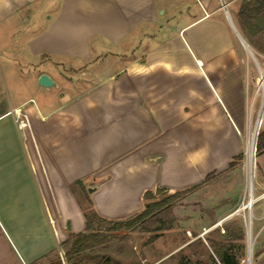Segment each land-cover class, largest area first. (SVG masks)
Instances as JSON below:
<instances>
[{"label": "crops", "instance_id": "obj_1", "mask_svg": "<svg viewBox=\"0 0 264 264\" xmlns=\"http://www.w3.org/2000/svg\"><path fill=\"white\" fill-rule=\"evenodd\" d=\"M247 1L0 0V264L61 253L87 232L88 203L127 219L146 192L240 172L249 112L264 131V10L241 16ZM255 164L254 209L264 152ZM253 218L264 240L263 205Z\"/></svg>", "mask_w": 264, "mask_h": 264}, {"label": "rangeland", "instance_id": "obj_2", "mask_svg": "<svg viewBox=\"0 0 264 264\" xmlns=\"http://www.w3.org/2000/svg\"><path fill=\"white\" fill-rule=\"evenodd\" d=\"M230 10L232 11V8ZM260 73L259 88L262 91L264 73L261 70ZM259 99L263 102L262 94ZM249 114L250 112L247 117L248 127ZM258 114L259 112L253 114V126ZM256 131L254 129L252 137L249 135L248 138L247 132H244V151L240 172H234L225 181H217L216 185L210 183L185 191L154 193L152 200L169 201L170 197L171 205L169 211L163 210L159 213L157 221H147L133 229H122L116 232L109 230L110 223L95 224V230L110 236L107 240L91 244L89 248L80 253H72L71 247L74 239H71L62 247L61 253H55L42 264H214L213 257L217 258L215 252L220 245L230 242L233 244L232 253L236 255L240 264H250L248 253L250 208L247 207L250 181L248 165L250 143L248 141L251 139L254 141ZM256 156L257 144L254 141L252 160L254 199V194L258 195L260 192L255 184ZM254 204L251 209L252 219H254L253 211L256 213L259 206L264 207V199L256 205L255 209ZM231 214L234 215L222 226L213 229L205 238H198L204 232V226H208L213 220ZM254 228L256 230V219H254ZM229 231L234 232L237 238L231 240L228 236ZM252 235L251 264H253L258 249L264 243V240L258 238L253 230ZM194 238H196L195 241H193Z\"/></svg>", "mask_w": 264, "mask_h": 264}, {"label": "trees", "instance_id": "obj_3", "mask_svg": "<svg viewBox=\"0 0 264 264\" xmlns=\"http://www.w3.org/2000/svg\"><path fill=\"white\" fill-rule=\"evenodd\" d=\"M262 10H264V0H250L242 5L240 9V14L241 16L258 14ZM263 152L264 131H260L257 138V155ZM242 159L243 155L241 154L239 157H237L230 163V167H235L238 163V160ZM209 179L210 176H208L206 180ZM145 196L147 199H149V201L142 212L135 214L127 219L117 221L109 220L100 216L97 211L91 206V203L84 205L85 215L87 218V232L71 234V238L74 239L71 247V252L80 253L83 250L89 248L91 244L102 243L104 242V240H107V238L110 237L101 231L95 230V224L100 225L103 222L110 223L109 230L112 232L120 231L122 229H133L138 225L144 224L147 221H157V216L159 215V213H161L163 210L166 212L170 210V197L169 201H154L152 200L154 196L151 192H146ZM228 236L231 240L237 238V235L232 231H229ZM232 246L233 244L231 242L220 245L219 249L215 252V256L217 258L215 259V257H213L214 264H240L236 255L232 253Z\"/></svg>", "mask_w": 264, "mask_h": 264}, {"label": "bare ground", "instance_id": "obj_4", "mask_svg": "<svg viewBox=\"0 0 264 264\" xmlns=\"http://www.w3.org/2000/svg\"><path fill=\"white\" fill-rule=\"evenodd\" d=\"M255 135H256V132L254 134V141H255ZM252 137V135H251ZM250 137V139H251ZM249 139V140H250ZM254 141L251 139V141H248L250 144H249V152H248V156H249V173H250V181H249V201H248V206L250 208V224H249V236H248V242H249V263L251 264V258H252V243H253V235H252V228H251V222H252V212H251V209H252V205L253 203L255 202V199L253 197V194H252V160H253V146H254Z\"/></svg>", "mask_w": 264, "mask_h": 264}, {"label": "built area", "instance_id": "obj_5", "mask_svg": "<svg viewBox=\"0 0 264 264\" xmlns=\"http://www.w3.org/2000/svg\"><path fill=\"white\" fill-rule=\"evenodd\" d=\"M262 85H263L262 90H263V96H264V83ZM14 113L16 116V120L19 123V126L20 127H26L28 125V117H27L26 113H24L21 109L15 110ZM258 118H259V114L256 118L255 125L253 126V123H252L254 121L253 112H250L249 118H248V120H249V131L247 133V138L249 137V135L253 134L254 129L256 131ZM259 132H260V127L256 131L255 144H257V138H258ZM255 150H256V148H255ZM260 196L264 199V192H262V194Z\"/></svg>", "mask_w": 264, "mask_h": 264}, {"label": "water", "instance_id": "obj_6", "mask_svg": "<svg viewBox=\"0 0 264 264\" xmlns=\"http://www.w3.org/2000/svg\"><path fill=\"white\" fill-rule=\"evenodd\" d=\"M39 84L43 87H50L52 85H54V81L47 75V74H43L40 76L39 79ZM93 189H89V191H92ZM160 191H158L159 193ZM249 236V234H248ZM248 253H249V242H248Z\"/></svg>", "mask_w": 264, "mask_h": 264}]
</instances>
